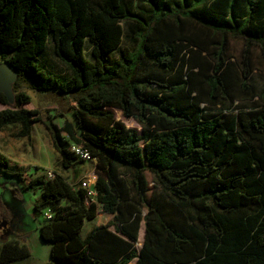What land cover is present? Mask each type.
Segmentation results:
<instances>
[{
  "label": "trees",
  "instance_id": "16d2710c",
  "mask_svg": "<svg viewBox=\"0 0 264 264\" xmlns=\"http://www.w3.org/2000/svg\"><path fill=\"white\" fill-rule=\"evenodd\" d=\"M125 37L132 48L110 63ZM255 51L264 60V0H0V61L19 70L14 99L0 91V129L30 138L42 123L64 170L84 162L73 144L97 161L92 202L60 173L36 167L27 179L0 152L1 176L39 189L35 213L52 212L40 227L49 264H264ZM49 54L67 73L48 67ZM27 88L68 100L74 120L60 127L22 108ZM100 213L108 224L84 236ZM29 257L18 240L0 245V264Z\"/></svg>",
  "mask_w": 264,
  "mask_h": 264
},
{
  "label": "rangeland",
  "instance_id": "374dc122",
  "mask_svg": "<svg viewBox=\"0 0 264 264\" xmlns=\"http://www.w3.org/2000/svg\"><path fill=\"white\" fill-rule=\"evenodd\" d=\"M125 48H132V44L127 37L124 38L121 49L109 55L110 63H113L120 51ZM243 50V42L233 40L230 43L229 55L233 59H239ZM87 55H90V45H87ZM253 56L255 69L253 79L255 84L259 88H262L264 84V60L257 51L254 52ZM47 60V65L52 71L67 73L66 67L57 62L51 54L47 56ZM26 91L31 95L32 103L24 105L22 108L41 110L44 118L51 115L54 123L60 127H64L66 121L74 120L73 110L75 107L65 98L52 93L33 91L28 88ZM4 108L6 107L0 105V110ZM115 113L116 117L124 121L128 127L136 128L139 131L141 130V127L134 119L123 117L120 111H115ZM19 129V125H15L5 130H0V152L7 157L10 156L14 164L22 163L21 166L26 169L25 177L27 179L30 174L36 172V167H39V164L47 163L50 164V169L44 172L60 173L75 187L81 186V183L84 181L97 179L96 160L76 162L74 163V167L68 170L62 168L61 160L54 148L52 137L42 123H34L33 132L29 139L20 137L18 135ZM64 136L69 139L66 133H64ZM40 195L41 192L39 189H24L20 184L13 182L12 177L6 175L0 177V245H3L6 239L5 237L11 240H18L20 238L19 228L21 229L22 227L24 230H27L30 233L31 241V245H28L33 258L31 264H42L50 260L51 245L42 243L39 239V227L40 223L45 220V213L37 215L34 209V204ZM7 213L17 222L14 229L5 228L1 219L2 214ZM109 221V216L100 213L96 219L86 221L83 235L86 236L95 227L106 225ZM143 229L144 227L141 230L140 242L137 244L138 248L142 246Z\"/></svg>",
  "mask_w": 264,
  "mask_h": 264
},
{
  "label": "crops",
  "instance_id": "0c3cea01",
  "mask_svg": "<svg viewBox=\"0 0 264 264\" xmlns=\"http://www.w3.org/2000/svg\"><path fill=\"white\" fill-rule=\"evenodd\" d=\"M34 125V124H33ZM33 125H32V132H33ZM11 127V126H10ZM8 128V127H7ZM6 128L4 129H0V130H5ZM32 132H31V135H32ZM27 138V137H26ZM29 139V138H28ZM58 153V152H57ZM58 156H59V159L61 160L60 158V155L58 153ZM10 160L12 159L10 156L8 157ZM12 161V160H11ZM13 162V161H12ZM20 164V165H19ZM17 164L18 166H21L22 163H19ZM39 168L43 169V170H47V169H50V164L47 163V164H39ZM22 167V166H21ZM13 182L15 183H18L22 186L21 182L17 179V178H14L13 177ZM23 188V186H22ZM35 206V204H34ZM108 216V215H107ZM110 217V216H109ZM4 225H5V228H10V229H14L15 226L17 225V222L7 213V214H2V217H1ZM18 221V220H17ZM43 224V222L40 223V227L41 225ZM23 226V225H22ZM101 226V225H100ZM40 227H39V230H40ZM18 232H19V236L20 238L18 239V241H20L21 243L23 244H26L27 246L30 244L31 245V241H30V233L27 231V230H24L22 227L21 229L19 228L18 229ZM5 241H11V239H8L7 237H5ZM40 241L42 243H45L43 242V240L41 239V236H40ZM14 240H17V239H14ZM32 256L27 258V259H24V260H20V261H16V262H13L11 264H31L32 263ZM50 263V260L48 262H43L42 264H49Z\"/></svg>",
  "mask_w": 264,
  "mask_h": 264
},
{
  "label": "built area",
  "instance_id": "2783aa9c",
  "mask_svg": "<svg viewBox=\"0 0 264 264\" xmlns=\"http://www.w3.org/2000/svg\"><path fill=\"white\" fill-rule=\"evenodd\" d=\"M73 151L78 155V157L83 160L84 162H88V161H92L95 160L94 158H92L91 153L88 150L83 149L80 146L77 145H73ZM47 175L49 178H52L54 176L53 172H47ZM0 177H1V173H0ZM96 180H88V181H84L81 183L82 188L87 190V195L88 198L90 199V201L94 202L96 200L97 197V190L95 188L96 185ZM45 217L50 219L52 218V212L51 211H47L45 214Z\"/></svg>",
  "mask_w": 264,
  "mask_h": 264
},
{
  "label": "water",
  "instance_id": "95a60500",
  "mask_svg": "<svg viewBox=\"0 0 264 264\" xmlns=\"http://www.w3.org/2000/svg\"><path fill=\"white\" fill-rule=\"evenodd\" d=\"M19 77V70L10 63L0 61V91L14 99L13 85Z\"/></svg>",
  "mask_w": 264,
  "mask_h": 264
}]
</instances>
